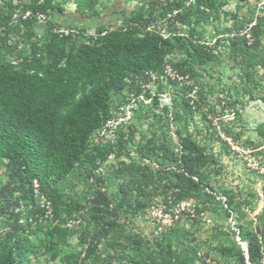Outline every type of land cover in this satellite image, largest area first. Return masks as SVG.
I'll use <instances>...</instances> for the list:
<instances>
[{
    "label": "rangeland",
    "instance_id": "374dc122",
    "mask_svg": "<svg viewBox=\"0 0 264 264\" xmlns=\"http://www.w3.org/2000/svg\"><path fill=\"white\" fill-rule=\"evenodd\" d=\"M193 1L13 0L17 5L12 14L16 26L8 37L0 36L7 43L0 49V59L4 61L21 59L25 54L30 56L33 46H43L51 34L67 35L64 43L68 47L91 42L100 29L123 27L126 21L139 24L135 19L137 14L149 20L150 30L157 29L165 36L189 35L194 31L190 36L213 49L215 54L209 63L195 66L198 82L188 78L172 81L176 74L169 61L186 58L177 50L166 58V73L140 76L131 80L123 91L113 93L109 121L93 134L91 146V149L110 148L107 158L98 160L96 168L81 162L58 186L67 202L63 206L67 209L61 208L59 212L60 217L52 202L40 197L42 209L38 215H42H37L38 222L44 230L54 225L68 228L62 248L75 264H130L134 254L132 247L120 246L114 230L96 221L99 214L94 208V192L97 188L112 199L108 213L103 212L107 218L121 222L127 232L139 234L149 246H156L166 237L167 230L173 228L180 237L178 245H186L194 264H202L203 260L223 264L222 247L230 245L232 240L246 246L238 235V214L227 209L224 190H233L237 198L241 197L246 215L240 222L251 220L255 225L258 216L264 213V156L254 153V146L262 141L259 128L264 130V67L259 65V58L251 61L240 50L242 39L250 38L251 27L264 19V0H211L210 7L202 0L199 10H186ZM3 2L0 0V4ZM45 2L49 4L47 11L41 12L39 6ZM177 2L180 8L166 11ZM202 112L212 123L204 119ZM222 125L232 126L239 139L225 137ZM214 130L226 143L218 139ZM184 136L206 145L215 155V168L210 176L213 189H205L217 194L221 200L220 211L202 213L196 199L167 208L161 195L140 196L137 199L140 206L129 211L115 209L119 202L118 186L122 182L117 169L132 161L158 168L160 158L156 152L152 159L146 156V143L152 140L158 146L168 141L178 152ZM11 179L6 167H0V185ZM18 196L16 193L15 197ZM20 209L23 212L20 222H24L26 207L17 206L15 210ZM9 228L2 213L0 242ZM31 238L39 244L36 235L32 234ZM37 255H33L32 264L47 263L41 250Z\"/></svg>",
    "mask_w": 264,
    "mask_h": 264
},
{
    "label": "trees",
    "instance_id": "16d2710c",
    "mask_svg": "<svg viewBox=\"0 0 264 264\" xmlns=\"http://www.w3.org/2000/svg\"><path fill=\"white\" fill-rule=\"evenodd\" d=\"M201 1L190 2L186 10H199ZM203 2L211 6V0ZM48 5L42 3L40 11L46 12ZM173 7L180 8L181 4L174 3L166 11ZM15 9L17 5L13 0L0 4V36L8 37L14 30ZM135 19L139 24L126 21L123 27L100 29L91 42L68 47L64 43L67 35L51 34L43 46H33L30 56L0 59V167L5 166L12 178L0 185V215H6L10 226L0 242V264H32L33 255L38 256L39 250L48 259L46 264L55 261L75 264L62 248L68 228L54 225L44 230L38 222V216L42 215H38L42 209L40 197L50 200L60 217L59 212L61 208L67 209L64 208L67 202L58 186L81 162L86 161L96 168L98 160L107 158L110 148L91 149V146L93 134L111 116L113 93L123 91L140 76L166 73V58L177 50L186 58L169 61L176 74L172 81L188 78L198 82L195 66L201 67L215 57L213 49L191 37L194 31L189 35L165 36L157 29L150 30L149 20H143L141 14ZM4 39L0 38V49L6 43ZM240 50L251 61L259 58V65L264 67V19L251 27L250 38L242 39ZM201 114L212 123L205 112ZM259 132L262 141L254 146V153L264 156V130L259 128ZM213 133L226 143L217 130ZM222 133L225 137L239 139L232 126L222 125ZM144 149L151 159L156 152L160 165L154 168L137 161L123 163L117 169L122 182L118 186L119 202L115 209L129 211L140 206L137 203L140 196L161 195L167 208L196 199L200 212L220 211L221 200L217 199V194L205 189H213L210 176L215 168V155L206 145L184 136L178 152L168 141L156 146L150 140ZM94 193V208L99 214L95 215L96 221L115 231L121 247L133 248L130 264H194L186 245H178L180 237L173 228L167 230L166 237L156 246H149L139 234L127 232L121 222L103 214L108 213L112 205L106 192L97 188ZM223 193L227 209L238 214L240 241L248 246L247 252L236 240L223 246V264H264V213L258 216L255 225L251 220L240 222L246 215L241 197L237 198L233 190ZM21 205L26 207L24 222H20L22 210H15ZM32 234L39 239V244L33 242ZM202 264L213 263L203 260Z\"/></svg>",
    "mask_w": 264,
    "mask_h": 264
},
{
    "label": "water",
    "instance_id": "95a60500",
    "mask_svg": "<svg viewBox=\"0 0 264 264\" xmlns=\"http://www.w3.org/2000/svg\"><path fill=\"white\" fill-rule=\"evenodd\" d=\"M242 246H243V248L246 250V252L248 251V246H247V244H246V246H244L243 245V243H242ZM247 256H248V254H247Z\"/></svg>",
    "mask_w": 264,
    "mask_h": 264
},
{
    "label": "built area",
    "instance_id": "2783aa9c",
    "mask_svg": "<svg viewBox=\"0 0 264 264\" xmlns=\"http://www.w3.org/2000/svg\"><path fill=\"white\" fill-rule=\"evenodd\" d=\"M15 20V19H14ZM16 21V20H15ZM109 121V119L106 121V122H108ZM102 129V128H101ZM101 129H99V130H97V131H100ZM96 131V132H97ZM36 186H38V184H37V182H36V184H35Z\"/></svg>",
    "mask_w": 264,
    "mask_h": 264
}]
</instances>
